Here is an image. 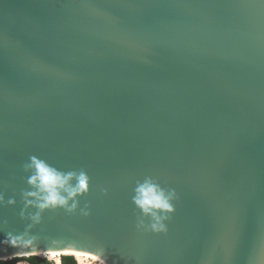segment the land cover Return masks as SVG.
Listing matches in <instances>:
<instances>
[{
    "label": "water",
    "instance_id": "1",
    "mask_svg": "<svg viewBox=\"0 0 264 264\" xmlns=\"http://www.w3.org/2000/svg\"><path fill=\"white\" fill-rule=\"evenodd\" d=\"M33 155L88 175L73 212L32 221ZM146 179L172 196L166 236L133 203ZM0 194V239L31 224L108 264H201L236 232L244 264L264 230V0H0Z\"/></svg>",
    "mask_w": 264,
    "mask_h": 264
},
{
    "label": "clouds",
    "instance_id": "2",
    "mask_svg": "<svg viewBox=\"0 0 264 264\" xmlns=\"http://www.w3.org/2000/svg\"><path fill=\"white\" fill-rule=\"evenodd\" d=\"M29 160L30 163L25 164L24 168L32 172L27 178V183L34 190L23 192L22 195L25 197L26 206L34 205L38 209L37 213L31 216L32 221L38 223L40 212L44 209L61 207L68 213L73 212L77 207L73 198L78 194L87 193L89 190L88 175L83 170L79 173L75 171L62 172L34 155L30 156ZM73 178L76 181L74 186L69 183ZM134 191L133 203L142 214L151 217L152 222L146 226L145 230L166 236L168 228L163 221L169 219L167 213L174 211V206L170 203L171 194L166 195L164 190L151 179L138 183ZM27 197H35L36 199L27 200ZM70 199L73 200L71 205L68 204ZM2 201L3 195L0 194V202ZM14 202L12 199L8 200L9 204ZM84 214L87 215L88 213ZM21 216H23V212H21ZM140 226H142V222L137 225V227ZM31 227V224L28 225L25 232L20 235H13L11 232L5 233L4 237L0 239V246L19 249L8 255L33 258L34 264H92L96 260L99 261V264H108L106 255H101L91 248L84 247L78 241L52 238L41 247L35 236L25 238L28 235V229ZM238 240V234L233 232L230 243L225 246L223 242H220V253L218 255H206L202 258L201 264H231L237 256ZM215 247L216 243H213V251H215ZM244 264H264V230L250 244L244 257Z\"/></svg>",
    "mask_w": 264,
    "mask_h": 264
},
{
    "label": "trees",
    "instance_id": "3",
    "mask_svg": "<svg viewBox=\"0 0 264 264\" xmlns=\"http://www.w3.org/2000/svg\"><path fill=\"white\" fill-rule=\"evenodd\" d=\"M18 259H25L28 261L29 264H34L33 258H23V257H11L9 259L5 260H0V264H14V261ZM37 259H42V258H37Z\"/></svg>",
    "mask_w": 264,
    "mask_h": 264
},
{
    "label": "rangeland",
    "instance_id": "4",
    "mask_svg": "<svg viewBox=\"0 0 264 264\" xmlns=\"http://www.w3.org/2000/svg\"><path fill=\"white\" fill-rule=\"evenodd\" d=\"M23 258H25V257H23ZM18 264H29V263L25 260H22V261H19ZM92 264H99V263L92 262Z\"/></svg>",
    "mask_w": 264,
    "mask_h": 264
},
{
    "label": "bare ground",
    "instance_id": "5",
    "mask_svg": "<svg viewBox=\"0 0 264 264\" xmlns=\"http://www.w3.org/2000/svg\"><path fill=\"white\" fill-rule=\"evenodd\" d=\"M11 257H12V256H11ZM11 257H5V258H2L1 260L9 259V258H11ZM93 262H95V263H99V261H98V260H96V261H93Z\"/></svg>",
    "mask_w": 264,
    "mask_h": 264
},
{
    "label": "flooded vegetation",
    "instance_id": "6",
    "mask_svg": "<svg viewBox=\"0 0 264 264\" xmlns=\"http://www.w3.org/2000/svg\"><path fill=\"white\" fill-rule=\"evenodd\" d=\"M22 260H25V259H18V260H16V261H14V264H18L19 261H22ZM25 261H27V260H25ZM27 262H28V261H27Z\"/></svg>",
    "mask_w": 264,
    "mask_h": 264
}]
</instances>
